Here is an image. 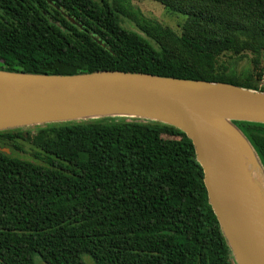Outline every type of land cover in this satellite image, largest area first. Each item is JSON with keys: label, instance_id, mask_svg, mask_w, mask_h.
<instances>
[{"label": "trees", "instance_id": "16d2710c", "mask_svg": "<svg viewBox=\"0 0 264 264\" xmlns=\"http://www.w3.org/2000/svg\"><path fill=\"white\" fill-rule=\"evenodd\" d=\"M154 1L187 16L180 35L128 0H0V69L146 73L264 91V0ZM247 57L250 70H232ZM236 125L264 165V124ZM27 147L34 160L20 156ZM204 177L188 136L158 122L0 132V264H234Z\"/></svg>", "mask_w": 264, "mask_h": 264}, {"label": "water", "instance_id": "95a60500", "mask_svg": "<svg viewBox=\"0 0 264 264\" xmlns=\"http://www.w3.org/2000/svg\"><path fill=\"white\" fill-rule=\"evenodd\" d=\"M102 118L158 122L184 132L234 264H264V202L231 155L247 148L264 177L261 158L236 125L264 124V91L146 73L0 69V132Z\"/></svg>", "mask_w": 264, "mask_h": 264}, {"label": "rangeland", "instance_id": "374dc122", "mask_svg": "<svg viewBox=\"0 0 264 264\" xmlns=\"http://www.w3.org/2000/svg\"><path fill=\"white\" fill-rule=\"evenodd\" d=\"M133 8L136 10H140L141 13L147 19L159 22L160 24L173 29L179 35L182 32V26L185 23L187 16L171 12L169 9L161 5L160 3L154 0H128ZM124 26L127 29L132 31H138V29L129 23L128 21L124 22ZM229 61L228 58H225L224 61ZM228 63V62H227ZM264 67V63H263ZM251 69L250 58L247 57L244 60L239 61L236 65H232V70L237 72H244ZM260 87H264L260 82ZM27 151L29 153H21L20 156L29 160H34L33 151H31L30 147H27ZM88 264H94L90 259L86 258Z\"/></svg>", "mask_w": 264, "mask_h": 264}, {"label": "bare ground", "instance_id": "6f19581e", "mask_svg": "<svg viewBox=\"0 0 264 264\" xmlns=\"http://www.w3.org/2000/svg\"><path fill=\"white\" fill-rule=\"evenodd\" d=\"M242 149L241 153H232L231 155L235 161L239 162L252 188L259 193L262 202H264V177L249 150L245 147Z\"/></svg>", "mask_w": 264, "mask_h": 264}, {"label": "built area", "instance_id": "2783aa9c", "mask_svg": "<svg viewBox=\"0 0 264 264\" xmlns=\"http://www.w3.org/2000/svg\"><path fill=\"white\" fill-rule=\"evenodd\" d=\"M261 83H262L263 86H264V74H263V77H262Z\"/></svg>", "mask_w": 264, "mask_h": 264}]
</instances>
